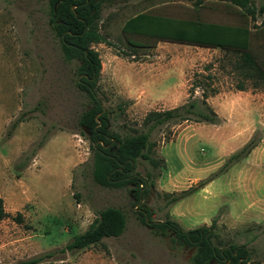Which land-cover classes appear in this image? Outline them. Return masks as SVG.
<instances>
[{"label":"rangeland","instance_id":"1","mask_svg":"<svg viewBox=\"0 0 264 264\" xmlns=\"http://www.w3.org/2000/svg\"><path fill=\"white\" fill-rule=\"evenodd\" d=\"M249 7L255 14L231 0H104L98 29L107 44L92 48L101 59L96 91L110 130L121 137L143 132L149 112L201 100L204 89L220 118L217 125L191 121L154 131L151 156L165 165L154 168L139 158L135 171L145 178L151 172L154 186L137 202L129 190L93 180V152L78 124L87 98L76 86L77 63L64 61L47 0H0V198L9 213L0 222V264L36 258L42 259L38 264H193L195 248L151 227L168 218L185 230L211 226L217 218L216 246H244L250 264H264L262 158L221 170L246 137L264 144V81L243 62L242 50L122 30L141 13L247 28L246 51L264 71V0H250ZM196 81L199 87H193ZM216 176L205 189L169 204ZM107 207L125 213L124 234L89 249L66 250ZM142 210L150 214L148 224L141 222Z\"/></svg>","mask_w":264,"mask_h":264},{"label":"trees","instance_id":"2","mask_svg":"<svg viewBox=\"0 0 264 264\" xmlns=\"http://www.w3.org/2000/svg\"><path fill=\"white\" fill-rule=\"evenodd\" d=\"M47 2L50 8L51 29L59 40L64 61L77 63L76 86L85 93L87 98V108L80 115L78 124L82 128L81 134L87 138L93 152V180L105 188L127 189L137 202H140L154 183L151 172H148L145 178L135 171L139 158L148 160L154 168H159L161 164L165 165V161L151 156L157 147V143L151 138L154 131L170 124L191 121L217 125L220 118L208 103L209 95L204 89L201 100L193 99L177 108L149 112L143 121L146 128L143 132L136 131L134 135L121 137L118 133L111 131L108 113L96 91V85L101 77V59L98 52L92 48L93 44H107V39L98 29L104 0H47ZM231 3L246 9L249 14H255L253 8L249 7L250 0H231ZM260 12L263 14L264 9L262 8ZM122 30L124 34L146 36L158 41L242 50L244 51L243 62L253 67L254 73L264 81V71L246 51L249 41L247 28L141 13L128 19ZM200 84L201 81H196L193 87H199ZM214 90L212 93L215 94L216 90ZM256 146L255 139L249 141L227 159L221 170L244 160ZM215 178L217 176L206 179L196 187L173 196L169 204H175L204 189ZM139 214L141 222L148 224L146 219L151 220L149 212L142 210ZM8 217L9 213L6 211L4 200L0 198V222ZM17 218L21 221V214H18ZM216 223L217 218H214L211 226L204 225L193 230H184L179 223L168 218L166 221L153 223L151 227L158 235L164 236L172 233L174 234L173 242L195 248L193 264H213L214 262L250 264V252L244 246L219 247L214 244L213 231ZM126 226L125 213L119 208L107 207L97 212L87 230L75 236L66 246V250L81 251L101 243L106 238H118L124 234ZM41 261L42 259L36 258L17 264H38Z\"/></svg>","mask_w":264,"mask_h":264},{"label":"crops","instance_id":"3","mask_svg":"<svg viewBox=\"0 0 264 264\" xmlns=\"http://www.w3.org/2000/svg\"><path fill=\"white\" fill-rule=\"evenodd\" d=\"M251 94V93H250ZM253 98L255 99L256 97L255 96H253ZM253 99V100H254ZM255 103H254V101H253V103H252V105H254ZM252 105L250 106V107H252ZM244 137H242L241 139L239 138V139H235V141H234V143H239V142H241V141H243L244 139H243ZM246 139L248 140V142L249 141H251L252 139H254V137H246ZM247 142V143H248ZM246 143V144H247ZM259 145V144H258ZM256 146L252 151H251V153L245 158L246 160L248 159V160H251V159H253V158H258V157H260V158H262V161H263V163H264V144H261L260 146ZM245 146V145H244ZM243 146V147H244ZM242 147V148H243ZM205 189V188H204ZM203 190V189H202ZM199 191H201V190H199ZM198 191V192H199ZM192 196V195H191ZM190 197V196H189ZM207 223H205V225H206ZM208 226V225H207ZM185 230V229H184Z\"/></svg>","mask_w":264,"mask_h":264},{"label":"water","instance_id":"4","mask_svg":"<svg viewBox=\"0 0 264 264\" xmlns=\"http://www.w3.org/2000/svg\"><path fill=\"white\" fill-rule=\"evenodd\" d=\"M99 117V116H98ZM99 124H100V122H99ZM147 220V222H148V219H146Z\"/></svg>","mask_w":264,"mask_h":264}]
</instances>
